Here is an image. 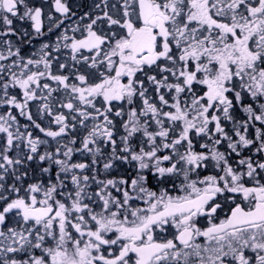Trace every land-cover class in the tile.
<instances>
[{
	"label": "snow or ice",
	"instance_id": "6c2138e0",
	"mask_svg": "<svg viewBox=\"0 0 264 264\" xmlns=\"http://www.w3.org/2000/svg\"><path fill=\"white\" fill-rule=\"evenodd\" d=\"M0 264H264V0H0Z\"/></svg>",
	"mask_w": 264,
	"mask_h": 264
}]
</instances>
